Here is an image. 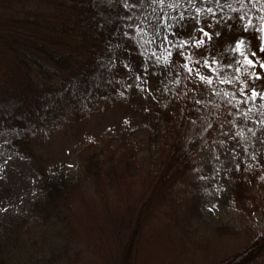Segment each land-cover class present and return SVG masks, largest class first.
<instances>
[{"label": "trees", "instance_id": "1", "mask_svg": "<svg viewBox=\"0 0 264 264\" xmlns=\"http://www.w3.org/2000/svg\"><path fill=\"white\" fill-rule=\"evenodd\" d=\"M233 1L220 36L205 35L204 26L191 30L188 17L175 21L166 33L184 43L148 67L120 20L133 14L120 0H0V130L25 128L0 149L33 157L43 193L21 221L5 228L0 264H16L18 235L31 218L59 241L47 263L257 264L264 227L235 229L201 212L197 159L203 130L227 116L224 92L216 88L233 84L246 92L264 81V69L244 64L226 43L264 26V0L258 7L254 0ZM261 36L251 39L253 52L246 55L264 62ZM218 62L234 71L222 74ZM128 75L139 77L132 92L123 86ZM201 77L212 84L204 88ZM112 95L143 98L140 127L150 141L161 138L160 162L154 168L138 162L141 148L131 133L139 127L129 126L106 141L80 139L79 170L68 173L35 140L36 132L53 129L66 115L85 116ZM226 176L240 208L264 215V153L235 163Z\"/></svg>", "mask_w": 264, "mask_h": 264}, {"label": "rangeland", "instance_id": "2", "mask_svg": "<svg viewBox=\"0 0 264 264\" xmlns=\"http://www.w3.org/2000/svg\"><path fill=\"white\" fill-rule=\"evenodd\" d=\"M120 1L133 12L132 15L122 16L120 20L141 48L144 63L148 67H155L165 53L184 43L182 39L170 38L166 33L167 28L175 21L188 17L191 30L204 26L208 28L207 35L220 36L234 6L233 0ZM254 1L258 7L262 0ZM255 36L260 37L261 32L257 30L256 35L252 34L250 38L244 35L229 38L226 41L228 52L237 57H244L251 50L253 52L251 39ZM240 41H243V45L236 51V45ZM220 65L222 64L218 62L216 67H220L224 75H230L235 68L228 63L226 66ZM138 78V75L126 76L123 82L125 91L132 92ZM200 83L204 88L212 84L202 79ZM216 89L224 92L220 99L225 105L227 116L222 118V122L214 124L215 129L203 130L197 159L203 190L201 212L205 217L235 229L254 226L260 230L264 227V215L259 210L248 215L240 208L237 194L231 192L232 179L226 173L240 160H257L264 153V81L256 82L254 88H247L246 92L236 90L233 84ZM253 92L257 95L253 96ZM143 101L142 97L112 95L97 110L85 116H63L53 129L36 132L35 140L46 146V153L52 161H62L64 169L75 175L79 170L75 149L80 139L106 141L119 137L123 129L129 126L130 130L131 127H139L135 133H131V138L137 140L141 148L137 160L147 168L157 167L160 162L158 157L161 138L156 137L150 141L148 130L140 127L144 123V113L141 110ZM218 105L222 106L220 102ZM5 106L11 108L13 104ZM175 113L174 124H177L179 110L176 109ZM24 131L25 128L16 124L2 129L0 143L21 137ZM37 181L38 171L33 157L13 149H0V241L4 238L5 228L21 221L31 201L42 197L43 193ZM112 201L113 197H108L107 204ZM32 220L31 218L28 227L18 235L17 249L14 250L16 264H33L35 260L39 264H67L65 260L46 262L53 246H59V241L54 240L52 231L33 225ZM257 264H264V254Z\"/></svg>", "mask_w": 264, "mask_h": 264}, {"label": "snow or ice", "instance_id": "3", "mask_svg": "<svg viewBox=\"0 0 264 264\" xmlns=\"http://www.w3.org/2000/svg\"><path fill=\"white\" fill-rule=\"evenodd\" d=\"M209 11H211V10H209ZM245 30H247V27ZM258 31H260L261 33H264V26H262L260 29H258ZM205 35H207V33H205ZM198 43H203V40L198 41ZM242 45H243V41L238 42L236 45V51H239ZM259 51L264 52V35L261 36V47L259 48ZM252 55L255 56V53H253ZM243 63L249 67H254L256 64H259V67L261 69H264V62H262L260 60L249 59V57L247 55L244 56ZM259 78H261V77L257 76V79H259ZM201 79H204V78L201 77ZM208 82L211 83V81H208ZM255 95H257V93L253 92V96H255Z\"/></svg>", "mask_w": 264, "mask_h": 264}]
</instances>
